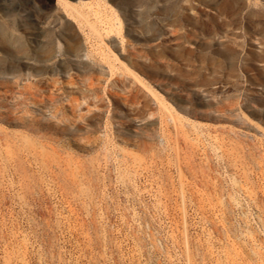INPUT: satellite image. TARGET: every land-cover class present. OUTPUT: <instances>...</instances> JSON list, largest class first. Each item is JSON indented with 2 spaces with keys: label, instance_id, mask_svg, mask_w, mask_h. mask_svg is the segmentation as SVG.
I'll use <instances>...</instances> for the list:
<instances>
[{
  "label": "rangeland",
  "instance_id": "374dc122",
  "mask_svg": "<svg viewBox=\"0 0 264 264\" xmlns=\"http://www.w3.org/2000/svg\"><path fill=\"white\" fill-rule=\"evenodd\" d=\"M0 264H264V0H0Z\"/></svg>",
  "mask_w": 264,
  "mask_h": 264
},
{
  "label": "crops",
  "instance_id": "0c3cea01",
  "mask_svg": "<svg viewBox=\"0 0 264 264\" xmlns=\"http://www.w3.org/2000/svg\"><path fill=\"white\" fill-rule=\"evenodd\" d=\"M58 2H59V0H58Z\"/></svg>",
  "mask_w": 264,
  "mask_h": 264
}]
</instances>
